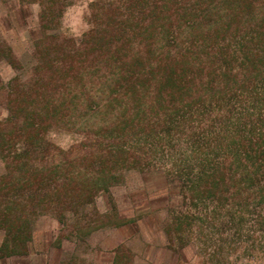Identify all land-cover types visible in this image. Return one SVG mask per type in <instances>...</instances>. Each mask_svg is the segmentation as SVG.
Wrapping results in <instances>:
<instances>
[{"label":"trees","instance_id":"16d2710c","mask_svg":"<svg viewBox=\"0 0 264 264\" xmlns=\"http://www.w3.org/2000/svg\"><path fill=\"white\" fill-rule=\"evenodd\" d=\"M31 1L53 32L48 45L35 42L30 79L9 81L13 91L34 86L39 103L9 106L0 160L11 174L33 170V209H56L64 221L107 191L117 169L161 170L170 193L195 209L178 212L175 230L199 221L241 237L246 213L264 228V0H91L78 38L59 28L75 0ZM94 111L108 117L88 124L95 151L77 170L37 166L56 146L50 128ZM20 187L0 194V258L25 255L31 240Z\"/></svg>","mask_w":264,"mask_h":264},{"label":"rangeland","instance_id":"374dc122","mask_svg":"<svg viewBox=\"0 0 264 264\" xmlns=\"http://www.w3.org/2000/svg\"><path fill=\"white\" fill-rule=\"evenodd\" d=\"M90 1L75 0L66 8L60 18L61 33L78 38L88 30ZM40 11L39 2L0 0L2 121L9 116V106L21 107L32 100L39 103V92L34 86L24 90L14 87L16 90L13 91L9 81L12 80V84L28 81L33 74V66L38 63L33 55L35 42L42 41L44 37L49 39L42 41V46L50 42L49 34L53 31L49 29L44 33ZM49 55L52 56L51 51ZM9 56L16 58L21 66L19 69L9 63ZM102 110L103 105L100 106ZM100 111L76 112L67 124H56L50 128L49 136L56 146L48 160L38 162L37 166L60 165V170H77L81 166L78 159L86 154V150L88 153L95 151L92 150L95 136L91 126L104 124L105 117H108ZM66 155L70 159L65 161ZM4 164L0 160V194L8 192L10 197L12 190L16 192L14 185L21 186L25 190L22 202H27L33 220L27 253L2 257L0 264H97L99 259L107 258L112 248L121 252L126 248L136 252L143 249L145 239L164 243L165 247L151 249L162 255L168 254L172 264H264V228L257 223L252 225L251 218L255 215L246 213L247 221L241 228V237L234 228L203 227L199 221L191 226L182 223L180 229L175 230L174 217L178 212L189 209L193 212L195 209L188 206L189 199L170 193L161 170L142 173L125 169L119 172L117 169L109 189L101 191L94 203L79 212L67 211L64 221H60L56 209H42L36 204L32 208L27 192L37 187L31 181L34 179L33 170L21 177L7 171ZM4 237L5 230L0 227V246Z\"/></svg>","mask_w":264,"mask_h":264},{"label":"crops","instance_id":"0c3cea01","mask_svg":"<svg viewBox=\"0 0 264 264\" xmlns=\"http://www.w3.org/2000/svg\"><path fill=\"white\" fill-rule=\"evenodd\" d=\"M144 245V248L137 252L132 248H126L122 252L118 248H112L107 258L99 259L97 264H172L168 254L162 255V253H156L155 250L151 249L165 247L164 243L145 239Z\"/></svg>","mask_w":264,"mask_h":264}]
</instances>
